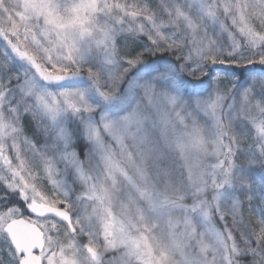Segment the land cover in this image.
<instances>
[{
	"label": "snow or ice",
	"instance_id": "1",
	"mask_svg": "<svg viewBox=\"0 0 264 264\" xmlns=\"http://www.w3.org/2000/svg\"><path fill=\"white\" fill-rule=\"evenodd\" d=\"M0 264H264V0H0Z\"/></svg>",
	"mask_w": 264,
	"mask_h": 264
},
{
	"label": "rangeland",
	"instance_id": "2",
	"mask_svg": "<svg viewBox=\"0 0 264 264\" xmlns=\"http://www.w3.org/2000/svg\"><path fill=\"white\" fill-rule=\"evenodd\" d=\"M151 3L153 6H155L157 3H158V0H151ZM254 208L257 207L256 205L253 206ZM248 214V211H247V205H245V215ZM259 213L256 212L255 215H258ZM27 216V215H26Z\"/></svg>",
	"mask_w": 264,
	"mask_h": 264
},
{
	"label": "trees",
	"instance_id": "3",
	"mask_svg": "<svg viewBox=\"0 0 264 264\" xmlns=\"http://www.w3.org/2000/svg\"><path fill=\"white\" fill-rule=\"evenodd\" d=\"M26 215H28V214L26 213Z\"/></svg>",
	"mask_w": 264,
	"mask_h": 264
}]
</instances>
